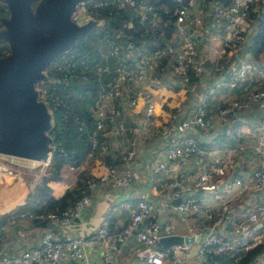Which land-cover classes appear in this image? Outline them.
<instances>
[{"label":"crops","instance_id":"crops-1","mask_svg":"<svg viewBox=\"0 0 264 264\" xmlns=\"http://www.w3.org/2000/svg\"><path fill=\"white\" fill-rule=\"evenodd\" d=\"M200 3L223 6L224 0H199L198 5ZM79 23L83 22L79 20ZM253 29L252 27L243 43H226L215 37L217 28L214 27L212 18L206 16L200 34L195 35L199 41V53L204 60L206 71L189 85H184L172 75L168 70L166 58L146 50L128 53L134 60L142 54L148 66V78L144 84L129 89L128 95L111 101L120 109L121 116L108 122L106 130L102 133L107 153H91L78 167L64 166L60 177L50 180L48 186L56 199L62 198L67 192L78 197L84 192L86 175L98 176L111 163L124 170L127 165L123 157L131 149L136 153L132 165L129 166L135 177L134 182L125 188H117L111 184L101 185L93 193V202L84 210L81 221L69 228H62L52 222L35 223L16 214L18 209L27 203L34 186L41 182V177L35 173L33 178L26 176V173L34 169H17L18 172L13 175L0 173V220L1 217L11 215L16 221L13 225L8 222L0 224V254L13 255L24 249L39 247L43 235L48 231L54 232L60 239L75 235L93 238L101 228L109 233L118 232L131 222L140 201H148L153 205L154 217L151 220L157 222L160 227H165L166 232L161 233L162 235L173 231L179 235L201 236L202 240L209 230L214 229L225 233L239 245L251 241L256 232L258 235L261 233L263 240L264 220L256 226L253 225L252 231L244 234H236L231 223L223 227L214 226V221L220 214V203L213 197V191L222 190L225 193L234 213L237 214V219L240 218L238 214L241 210L248 205V195L241 196L235 189H227L226 185L198 190L195 196L202 206L201 212L190 215L186 221L179 219L172 210V205L178 200L171 198V191L168 189L169 178L166 173L155 174L153 168L157 161L163 160L168 146L179 141L180 135L175 134L170 139H163L152 131L146 133L142 128L146 119L145 103L140 97L146 90L153 94L156 101L155 119L158 124L166 122L170 114L175 112L179 113L181 118L192 116L199 98L204 93H210L208 108L212 111L228 106L233 101L247 102L250 94L260 86L249 81H234L229 77V72L249 59L264 67V53L259 58L252 53V37L255 34ZM176 37L175 32L172 40ZM215 86L218 88L215 89ZM129 96L138 98L135 107L129 105ZM122 125L126 130L121 128ZM262 130L264 100L252 103L249 108L236 110L227 119L218 120L212 129H197L194 136L199 143L200 152L189 164V178H195L202 169L220 168L230 148L238 143L252 144ZM256 167L255 155L246 151L239 156L233 176L248 178ZM263 191L252 193L251 202H263ZM140 226L141 224L138 227ZM197 243L172 248V258H182L183 264H205L196 252ZM106 246V243L99 246L88 245L85 247L83 259L70 264H143L141 257L136 253V233L122 245L112 263H106L104 260L103 251ZM159 247L162 248L160 243Z\"/></svg>","mask_w":264,"mask_h":264},{"label":"built area","instance_id":"built-area-1","mask_svg":"<svg viewBox=\"0 0 264 264\" xmlns=\"http://www.w3.org/2000/svg\"><path fill=\"white\" fill-rule=\"evenodd\" d=\"M198 1L189 0V7L175 11L177 37L156 52L167 59L168 70L184 85L191 84L194 79L200 78L206 71L204 60L199 53V41L195 37L200 34L199 31L204 25L206 16L212 18L213 25L217 28L215 36L217 39L226 43H243L252 30L253 15L264 11V0H232L229 5L223 6H211L206 3L198 5ZM110 5L120 9L137 8L142 14V23L146 22L148 16L156 18L153 7L148 3L139 5L138 0H87L78 5L74 19L86 23L95 19V12ZM155 26L156 24L152 23L153 31ZM131 48L132 45L129 43L116 44L109 52V57L114 63L105 67L104 71L113 72L115 77L107 84L106 93L96 103L94 111L96 130L92 134L94 149L100 147L99 139L106 130L107 123L121 116L120 109L115 107L111 101L128 95L129 89L135 85L144 84L148 78V66L145 60L136 59L129 62L127 57L124 58L121 55V50L129 51ZM58 68L60 71L72 72L75 64L68 62L66 66L60 64ZM229 73V77L234 81H249L260 86L258 90L250 94L247 102L233 101L228 106L212 111L208 108L210 93H204L199 98L192 116L181 118L180 114L175 112L170 114L166 122L158 124L155 119L156 101L153 94L146 90L140 94L145 103L146 113L142 128L146 133L152 131L163 139H170L175 134L180 135L179 141L168 146L163 160L157 161L153 168L155 174L166 173L169 178L168 189L171 191V198L179 200L172 205V210L179 219L186 221L190 215L201 212L202 206L195 196L198 190L210 186L226 185L227 189H235L241 196L248 195V205L241 210L238 214L240 218L237 219V214L234 213L225 193L222 190L213 191V197L220 203V214L215 219L214 226L223 227L231 223L236 234H244L249 233L253 225L256 226L264 220V130L258 133L252 144L238 143L230 148L220 168L202 169L198 171L195 178H189V164L192 158L200 152L194 131L212 129L218 120L227 119L236 110L249 108L252 103L264 100V67L260 66L257 61L245 60ZM216 88L218 87L215 86ZM129 99V105L135 107L138 98L129 96ZM121 128L126 130L123 125ZM246 151L255 155L257 167L248 178L234 177L238 158ZM135 155L133 149L124 155L123 160L127 165L124 170L109 165L98 176L88 177L85 180V194L67 208L49 213L22 212L20 217L31 221L46 220L62 228L73 226L77 221H81L84 210L93 202V193L101 185L111 184L117 188H125L134 182L135 177L129 166L132 165ZM36 164L42 167L39 176L47 175L50 161L35 162L0 154V173L13 175L18 172L17 169H35ZM256 191H263V202H251L250 197ZM153 217V205L148 201H140L137 211L132 215L131 222L118 232L109 233L101 228L93 238L75 235L60 239L54 232L48 231L43 235L39 247L24 249L13 255L0 254V264H70L83 259L86 246H99L104 243L107 244L103 251L104 260L106 263H112L121 251L122 245L134 233H136L138 245L136 253L141 257L143 264H183L182 258L176 256L172 258V248L159 247L162 234L160 225L151 220ZM15 222L14 218L8 220L9 225ZM140 224L141 226L138 227ZM262 238L256 232L251 241L239 245L225 233L211 229L196 244V252L205 264H210L214 256L221 254L234 256L258 244Z\"/></svg>","mask_w":264,"mask_h":264},{"label":"trees","instance_id":"trees-1","mask_svg":"<svg viewBox=\"0 0 264 264\" xmlns=\"http://www.w3.org/2000/svg\"><path fill=\"white\" fill-rule=\"evenodd\" d=\"M138 2L139 5L143 3L151 5L156 18L148 16L146 22L142 23V14L137 8L132 7L120 9L110 5L98 10L94 18L100 24L78 40L72 50L52 63L47 70L48 81L38 84V88L43 92L42 100L52 112L53 125L49 135L53 138L55 149L51 155L49 175H44L41 182L34 186L27 203L18 209L17 216L22 212H57L67 208L85 194V180L91 175L84 177V192L78 197L67 192L62 198L56 199L52 196L48 182L58 179L64 166L78 167L89 154L102 155L107 150L102 135L99 139L100 147L93 148L92 134L96 130L94 115L96 103L106 93L107 84L115 77L113 72L104 71L105 67L114 63L109 57V52L116 44L129 43L132 45L129 51L121 50V55L127 57L129 62L135 61L129 56L130 52L146 50L152 54L156 53L174 38L177 20L175 11L190 5L189 0H138ZM231 2L232 0H224V5ZM7 15V7L0 1V21ZM253 20L255 34L252 37V53L259 58L264 53V13L254 14ZM152 23L156 24L154 31ZM8 52V44L0 39V57ZM136 58L139 61L144 60L142 54ZM68 62L75 64L74 70L60 71L59 65L66 66ZM10 218L13 217L11 215L1 217L0 224L8 222ZM210 264H264V239L247 251H241L234 256L216 255Z\"/></svg>","mask_w":264,"mask_h":264},{"label":"water","instance_id":"water-1","mask_svg":"<svg viewBox=\"0 0 264 264\" xmlns=\"http://www.w3.org/2000/svg\"><path fill=\"white\" fill-rule=\"evenodd\" d=\"M0 1L8 10L0 21V39L9 46L0 57V154L49 162L55 149L49 135L53 116L38 84L48 81L52 63L100 23L74 19L78 5L87 0ZM160 231L165 233V227ZM200 240L169 231L159 243L171 249Z\"/></svg>","mask_w":264,"mask_h":264},{"label":"rangeland","instance_id":"rangeland-1","mask_svg":"<svg viewBox=\"0 0 264 264\" xmlns=\"http://www.w3.org/2000/svg\"><path fill=\"white\" fill-rule=\"evenodd\" d=\"M255 25V24H254ZM253 28H255V26H253ZM253 30H255V29H253ZM17 162H19V163H25L24 161H17ZM34 167H35V169L32 171V172H30V173H26V176H29L30 178L32 177L33 178V174L35 173L36 175H39V173H40V170H41V166H39V165H34ZM42 178V177H41ZM261 234V233H260ZM255 237V234H253L252 235V237H251V239H253ZM250 239V240H251Z\"/></svg>","mask_w":264,"mask_h":264}]
</instances>
